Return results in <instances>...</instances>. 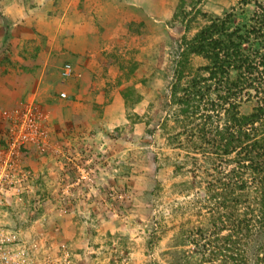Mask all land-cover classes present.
<instances>
[{
    "label": "rangeland",
    "instance_id": "374dc122",
    "mask_svg": "<svg viewBox=\"0 0 264 264\" xmlns=\"http://www.w3.org/2000/svg\"><path fill=\"white\" fill-rule=\"evenodd\" d=\"M259 4L264 0H0V45L8 44L0 56L8 88L0 160L27 105L45 141L32 146L36 153L25 147L10 156L26 173L19 198L0 203V225L16 235L12 264L217 263L203 257L192 235L212 222L205 170L213 165L182 138L171 142L178 108L171 84L180 76V88L206 63L186 52L184 40L228 12L248 23ZM67 22L87 25L93 38L70 63L72 91L37 62L57 51L55 26ZM23 62H33L35 72ZM29 73L42 90L62 83L66 96L60 91L52 101L61 105L40 99ZM251 106L243 103L241 112ZM44 154L46 161L38 157ZM261 239L248 238V264L261 255Z\"/></svg>",
    "mask_w": 264,
    "mask_h": 264
},
{
    "label": "trees",
    "instance_id": "16d2710c",
    "mask_svg": "<svg viewBox=\"0 0 264 264\" xmlns=\"http://www.w3.org/2000/svg\"><path fill=\"white\" fill-rule=\"evenodd\" d=\"M249 18L239 23L235 12L216 16L184 40L186 52L206 63L180 88V76L171 84L178 106L171 142L182 138L213 165L205 170L212 222L192 235L203 257L216 264H248L247 241L254 235L262 237L256 264H264V6ZM246 102L252 106L243 113ZM222 161L231 166L218 168Z\"/></svg>",
    "mask_w": 264,
    "mask_h": 264
},
{
    "label": "built area",
    "instance_id": "2783aa9c",
    "mask_svg": "<svg viewBox=\"0 0 264 264\" xmlns=\"http://www.w3.org/2000/svg\"><path fill=\"white\" fill-rule=\"evenodd\" d=\"M72 71L71 64L66 62L60 70V77L67 79ZM59 95L65 97L66 93L61 91ZM8 140L7 153L4 154L3 160H0V203L10 196L18 199L25 187L26 173L16 170V166L11 162V154H19V150L27 145L39 148L45 145L30 105L26 106L19 120L13 122ZM15 240L16 235L0 225V264H12L16 261L15 254L12 252Z\"/></svg>",
    "mask_w": 264,
    "mask_h": 264
},
{
    "label": "crops",
    "instance_id": "0c3cea01",
    "mask_svg": "<svg viewBox=\"0 0 264 264\" xmlns=\"http://www.w3.org/2000/svg\"><path fill=\"white\" fill-rule=\"evenodd\" d=\"M60 20H62V18H60ZM72 25H74L73 23H71ZM70 23H64V24H60L57 23L56 24V28H55V33H54V40H55V44L54 46H56L57 51L55 52H51V51H45L44 52V56L43 58H41L40 60H38L37 62H42V73L46 74V76L48 77V79L50 80L51 76H54V78L56 77L57 79H60V70L63 66V64H65L66 62H69L72 64L73 59H77L80 58L82 56L85 55L87 49L89 47H91L90 44V40L93 39L92 36L90 34H88L86 32V28L87 25H81L79 23H77V27H73L71 26ZM9 31V30H8ZM7 31V33H8ZM58 31V32H56ZM59 44V48L61 49L62 54H59V57L57 56L58 53L60 52L57 45ZM4 45V44H3ZM2 46V45H0ZM5 48L3 51H0V56L2 54H5L7 52V47L8 44L5 43ZM16 58V57H14ZM57 59V61H56ZM86 60H79L78 62H85ZM93 60L90 59L88 60V62H92ZM19 63H21L20 61H18ZM55 63V64H53ZM75 63V60L74 62ZM24 65H26L23 62ZM33 62H30L28 67H29V71L30 72H35L32 70V68H34L32 66ZM104 66L101 65V68H103ZM30 74V73H29ZM31 75V74H30ZM32 76V75H31ZM74 76H70L69 78H67L66 80L68 81L67 84L65 85L66 88H70V90H76V88L74 87L73 82L71 81L73 79ZM32 83H31V78L27 77L25 83H31L30 87H33L36 89L35 91H37V95L39 96L40 99L45 98L48 99V101H50L51 103L57 102L56 100L54 102H52L54 100V95L56 94L58 97V93L62 90H64V85L61 83H59L58 81H53V85L48 86L49 89L46 86V89L42 90L40 86H42L40 84V79L39 77L36 79V83L35 80L32 76ZM16 80H14L15 82ZM39 87V88H38ZM13 89V88H12ZM40 89V91H39ZM48 89V90H47ZM12 91H16V90H12ZM9 91V92H12ZM31 91L30 89L28 90V92ZM8 93V88L3 85L2 82H0V105L3 104L6 96L4 97L2 95V93ZM59 98V97H58ZM60 99V98H59ZM7 103V102H6ZM58 106L59 104L61 105V101L58 100V102L56 103ZM26 150H29L30 153H36V149L34 147H32L31 145H27ZM40 153V152H39ZM38 157H41V159H45L46 161V155H38Z\"/></svg>",
    "mask_w": 264,
    "mask_h": 264
}]
</instances>
